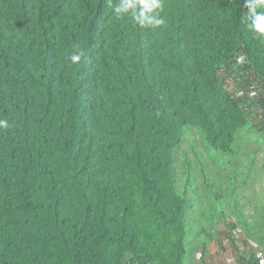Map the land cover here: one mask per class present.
Listing matches in <instances>:
<instances>
[{
	"label": "trees",
	"instance_id": "16d2710c",
	"mask_svg": "<svg viewBox=\"0 0 264 264\" xmlns=\"http://www.w3.org/2000/svg\"><path fill=\"white\" fill-rule=\"evenodd\" d=\"M117 2L0 0V264H184L186 129L223 153L264 137V37L245 0H162L160 28L116 19ZM236 210H219L227 231L261 245Z\"/></svg>",
	"mask_w": 264,
	"mask_h": 264
},
{
	"label": "rangeland",
	"instance_id": "374dc122",
	"mask_svg": "<svg viewBox=\"0 0 264 264\" xmlns=\"http://www.w3.org/2000/svg\"><path fill=\"white\" fill-rule=\"evenodd\" d=\"M187 130L191 131L176 150L177 186L182 192L186 191L190 203L186 215L189 235L184 264H201L198 254L203 244L214 252L213 258L219 259L222 254L227 263L234 264L233 255L228 252L227 227L235 223V219L222 218L219 210L238 215L235 211L238 202L243 215L255 228L264 225V137H255L256 129L250 128L240 140L237 138L231 153H223L208 147L198 131ZM186 157L192 170L193 186L186 184ZM232 234L240 237L239 228ZM259 246L264 248V239Z\"/></svg>",
	"mask_w": 264,
	"mask_h": 264
},
{
	"label": "clouds",
	"instance_id": "9594fccd",
	"mask_svg": "<svg viewBox=\"0 0 264 264\" xmlns=\"http://www.w3.org/2000/svg\"><path fill=\"white\" fill-rule=\"evenodd\" d=\"M260 5H264V0H245V7L248 8L246 22H249L248 28L257 38L264 37V13L257 11V7ZM162 10V0H118L114 6L116 19H123L127 15L142 28L163 26L165 22L159 15ZM83 56L82 50H75L69 60L75 65L80 62ZM10 127L7 119H0V130H7ZM261 264H264V260L261 261Z\"/></svg>",
	"mask_w": 264,
	"mask_h": 264
},
{
	"label": "crops",
	"instance_id": "0c3cea01",
	"mask_svg": "<svg viewBox=\"0 0 264 264\" xmlns=\"http://www.w3.org/2000/svg\"><path fill=\"white\" fill-rule=\"evenodd\" d=\"M259 193V192H258ZM264 196V195H263ZM263 209H264V207H263ZM263 215V214H262ZM245 216V215H244ZM264 216V215H263ZM245 218L248 220V222H250L251 223V221L249 220V218L248 217H246L245 216ZM228 220V219H227ZM252 224V223H251ZM253 227H254V225H252ZM262 227H264V225H260V227H258V228H262ZM255 228V227H254ZM239 230H240V237H241V239H245L246 241H248V247H247V250L249 251V253H252V254H254V252H255V248H259V249H262V250H264V248L263 247H261V246H259L260 244H259V242H256L255 240H250V239H247L246 237H245V235L243 234V230L241 229V227L239 228ZM235 232V231H234ZM232 236V233L229 231H227V238L229 239V237H231ZM229 241H230V243L232 244V242H231V240L229 239ZM230 243H229V248H228V252L229 253H231V255H233L232 256V258H233V260H234V264H246L245 262H241V261H239L238 260V258L236 259V257H237V253H236V249L233 247V244H232V246L230 245ZM254 243L255 244H259V245H257L256 247L254 246ZM237 245L240 247V249H242V250H246L245 248H244V246H243V244H242V242H240V241H238L237 242ZM214 248V247H213ZM206 249H207V251L208 252H206ZM201 253H199L198 254V259L199 260H202L201 261V264H229V263H227L226 261H225V259H224V257H223V255L222 254H220V258L219 259H217L216 257H214L213 258V256H214V252L213 251H211V249H209V248H207L204 244L201 246ZM202 257H204L203 259H202ZM208 257H211V258H208ZM193 263H195V260H194V262Z\"/></svg>",
	"mask_w": 264,
	"mask_h": 264
},
{
	"label": "built area",
	"instance_id": "2783aa9c",
	"mask_svg": "<svg viewBox=\"0 0 264 264\" xmlns=\"http://www.w3.org/2000/svg\"><path fill=\"white\" fill-rule=\"evenodd\" d=\"M243 73V72H242ZM254 92H251V95H249L250 98H253L254 96ZM256 113V112H255ZM257 114V113H256ZM258 115V114H257ZM256 247V246H255ZM255 259L257 261L258 264H261V261L264 260V250L259 249V248H255ZM234 261V260H233Z\"/></svg>",
	"mask_w": 264,
	"mask_h": 264
}]
</instances>
